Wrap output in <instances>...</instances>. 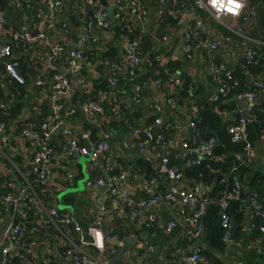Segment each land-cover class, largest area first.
<instances>
[{
  "label": "built area",
  "instance_id": "obj_1",
  "mask_svg": "<svg viewBox=\"0 0 264 264\" xmlns=\"http://www.w3.org/2000/svg\"><path fill=\"white\" fill-rule=\"evenodd\" d=\"M79 1L36 0L44 9L35 12V20L29 31L24 34L11 32L7 37L10 43L0 45V76L16 86L15 96L32 93L19 70L21 56L16 52L21 43H28L41 51L47 46L48 32L53 28L55 16L66 3L74 6ZM105 1L87 0L88 5L94 8L86 29L98 28L109 31L111 19H113L125 21L123 27L126 28L127 33H131L132 30L127 21L130 0H114L116 7L110 13L105 4H102ZM166 4H171L172 9L169 15L174 19L175 24L170 32L178 33L180 43L183 45L178 50L175 49L183 60H191L193 52L202 49L215 51L225 43L227 44V40L210 42L211 30L205 22V16H207L224 30L259 45L260 48L251 46L244 51V63L240 65L241 68H259L263 64L264 29L261 31L260 41L250 39L245 35L244 26L251 25L257 14L256 6H250V0H157L158 16L162 15ZM258 4L264 7V0H258ZM14 5L20 9L22 4L14 0ZM146 10V5L139 2L136 5L135 20L139 23L145 22ZM6 23V13L0 9V35L6 32ZM62 29L63 32L66 31L67 25L62 24ZM169 37L163 36L161 42L167 43ZM139 40L140 38L135 39L125 48V54L120 62L111 63L109 60V62L103 61L98 54L85 55L86 45L96 41L86 33L76 40H69L66 44H50L47 52L33 53L39 65L33 86L40 90V95L29 101L24 116L11 120L7 127L2 122V117L8 116L10 103L0 104V175H6V181L0 187L7 189V193L0 194V209L9 208L8 222L0 233V264H11L12 260L23 263L33 258L39 248L38 237L60 243L64 247L63 255L68 264H98L105 256H115L117 252L115 244L118 239L114 233H107L103 230L101 214L104 207L100 200H98L93 220L85 228L73 224L68 214L49 206V202L45 201L46 198L53 199L63 188L74 183L76 173L70 168V164L76 155L79 156L78 158L82 157L87 160L89 170L100 171L99 177L88 179L85 182L86 187L90 191L95 188L105 189L131 220H139L142 217L143 227L149 228L155 224V217L149 212L153 207L160 203L166 206H181V208H186L189 214L187 215V211L181 209V216L173 217L166 224L165 233L170 234L179 227L185 237L191 241L197 242L202 237L204 233L202 219L212 202L207 196L208 189L201 181L193 182L194 185L191 188L185 186L181 170L170 165L171 150L176 144L162 134L163 106L174 109L176 100L169 97L164 104L154 103L152 106L153 123L144 131L133 130V134L139 136L138 155L146 161L150 160L147 150L152 141L142 139L141 134H146L148 131L152 132L153 136L155 135L154 144L158 147L160 155L156 173L167 181L165 193L155 196L156 179L143 180L141 192L147 196V199H134L124 187L126 173L118 171L117 162L109 152V142L112 136L107 127L111 120L119 116L120 112L128 110L130 107L128 103L135 106L142 105L143 85L134 86L131 100L128 103H119L120 106L111 105L108 108L109 115L106 114L105 107L98 99L96 102L90 101L95 97L94 82L89 81L82 74L81 64L83 63L84 67L92 72L93 80H95L94 76L99 77L96 68H104L108 92L111 97L117 96L115 89L122 69L126 70L125 74L128 78L133 79L142 62L151 67L148 56L143 58L139 51ZM227 58L235 60L233 52H230ZM155 61L158 63L159 70H164L168 74L167 65L170 60L157 58ZM227 64L228 61L222 64L220 70L225 72ZM159 70L155 73L157 76L153 82L155 87H159L162 83L176 89L181 87L182 77L178 71L163 77L160 76ZM213 82L215 90L210 98L212 103L219 102L220 97L225 96L230 86L235 87L238 84L229 75L226 80L220 75L216 76ZM76 88L80 89L82 97L86 98L75 103L71 102L70 98L73 97ZM234 97L243 107L240 108L237 119L227 128V132L232 143L243 144L241 165L253 166L257 160V152L255 144H251L248 140L246 124L247 118L252 117L253 109L260 104L259 98H264V83L257 79L251 80L250 90L238 93ZM11 98L13 100V95ZM67 102L70 103L66 104ZM44 105H46L45 108ZM191 111L194 116L198 114L199 109L192 106ZM33 120H36V123ZM123 123L129 128L127 120ZM189 126L194 128L195 123L190 120ZM53 135L62 142L68 141V149L65 150L60 145L58 149L56 145L58 143L52 141ZM215 142L214 138L202 142L195 150L197 160L192 164L199 165L203 160L213 158L212 150ZM258 142H264V125L259 132ZM181 147L184 150H191L186 143H182ZM15 157H19V164H15ZM180 159L185 161L186 155L182 154ZM216 199L220 210L219 225L223 231L222 241L228 247L232 244L240 248V243L233 244V241L231 243L229 240L228 231L232 218L227 212L230 201L238 200V191L236 188L231 191L221 190ZM247 203L250 208L249 222L241 228V232L249 233L255 229L260 235L246 243L245 248L260 255L264 253V194L262 197L252 194ZM29 206L34 208L32 216L35 224L27 227ZM254 220H258V223ZM90 250H94L95 254ZM148 251L152 252L153 248L149 247ZM170 263L211 264L200 253L199 246H194V250L189 254H181L180 260L172 259ZM235 264L242 263L236 262Z\"/></svg>",
  "mask_w": 264,
  "mask_h": 264
},
{
  "label": "crops",
  "instance_id": "obj_2",
  "mask_svg": "<svg viewBox=\"0 0 264 264\" xmlns=\"http://www.w3.org/2000/svg\"><path fill=\"white\" fill-rule=\"evenodd\" d=\"M18 1L20 2V4H22L20 9H17L15 7L14 0H3L2 9L6 13L7 23L5 27L6 32L3 35H0L1 40H7V36H10L11 32L21 33L24 29H28L29 31L33 22L31 19L34 18L33 10L39 11L44 9L42 5H40V3L36 2V0ZM139 2L144 3L147 7V10L146 21L140 23V25H137L135 21V15L132 14V10L134 8L136 10V5ZM105 6L110 12H113L112 9L116 7L115 1L106 0ZM129 6L130 12L127 16V21H129L130 29L132 30L133 26L138 27L140 29L141 35L143 37H148L151 40V49L154 52L152 54L154 55V58H165L169 59L170 62L173 60H183L178 55L177 51L179 47H182L181 45H183L180 43L178 33L175 32L174 34H172V32H170L172 28L167 26L166 31L163 28L162 30H164V32L160 34L161 22L163 21L164 15H166V13L168 12H166V10H163L162 15L158 16L157 0H130ZM93 8V6L88 5L87 0H80L74 6L66 3L59 14L55 16L53 28H51L48 32L49 41L46 47H43V49H41L40 51L38 50V48H34L28 43H21L20 48L16 52V54L24 58L23 63H20L19 70L20 73L25 76L27 86L28 88H30V92H32L31 94H29L30 100H33V98L40 95V90L36 89L33 86V80L37 77V70L39 68V65L37 64L35 59L36 53L43 54L47 52V49L49 48L48 46L50 44H66L69 40H76L85 33L96 40L95 42L86 45V56H88L89 54L95 56L96 51L100 49L101 45L103 46L104 44L111 42V31H103L98 28H92L90 30L86 29V24L91 19ZM201 15L204 17V14ZM33 20H35V18ZM112 20L113 19H111V21ZM205 22L208 28L211 30L210 35L212 39L210 40V42L227 40V44L225 43L224 46L215 51L202 49L193 52L191 60H184L185 66L178 72L182 77V85L185 81V75H187V77L191 79L188 85V90L183 89L182 85L176 90V88L164 83H162L159 87H155L153 85V82L155 81L157 76L154 73H151L145 64H141L138 66V74L136 75V77L131 80V82L127 79H122L124 82H120L118 90L116 92L117 96L111 97L107 88L105 69L98 67L99 71L103 73V77L101 76V80L107 88V91L102 90L101 88L97 89L95 87V84L97 83V79H99V77L94 76L95 80H93L92 72L88 71L84 67L83 63L81 64L83 66L82 74L87 77L89 81L94 82V98L98 99V101L105 107V112L107 115H109L108 108L111 105L120 106L119 103H128L131 100L133 88L135 85H143L141 91L142 105L140 106L138 104L135 106L131 103H128V105L130 106L128 110L125 112H120L119 116L111 120L113 122L110 121L111 123L109 122L107 126L112 136L109 142V152L117 162L118 171H123L126 173L124 187L126 188L129 195L134 199H147V196L141 192V182L150 178H155L157 181V186L155 189L156 192L154 194L155 196L162 195L166 191L167 181L162 176L159 178L158 174L156 173L160 161L158 147L151 144L149 149L147 150L148 158L150 156V160L147 161L149 162V166L151 169L148 172L146 165H144L143 167L141 165V162L145 163V160L142 161L137 152V143L139 141V136H135L133 134V130L144 131L147 126L152 124V122L148 123L147 121L153 119L152 106L154 105V103L163 104L165 103V100L170 96H176V106L174 109H169L166 105L163 106L161 114L163 125L161 127L165 129V132L164 130H162L165 137L173 140L176 144L175 147L171 150L170 155H172V159L170 162L175 161L177 164L182 162V160L179 158L182 154H185L186 160L185 163L182 162V166H189L190 164H192L190 162L191 150H184L181 147V144L186 143L192 148V137L187 135L186 132V129H190L189 123L191 120V116L193 115L191 107H199L205 103L216 104L212 103L210 101V98L215 90L213 79L214 77L219 75L214 74L212 72V68L217 66V68L220 69V66L226 61H228V64L226 66L225 72H230L235 67L241 68L240 65H243L242 60L244 59V51L251 46L259 47V45L256 43H250L245 39L238 37L234 33L224 30L218 23L208 18L207 16H205ZM62 24L67 25V32H63ZM166 25L164 27H166ZM263 28L264 11L263 9H260L258 10V15L254 23L244 26L245 35L250 39L260 41L261 31ZM163 36H170L168 42L165 44L161 42V38ZM125 38L128 39L127 36H124L119 40V42L121 41L120 46L122 49H125L129 45L128 40ZM175 48H177V50ZM34 52L35 54H33ZM230 52H233L235 60H229V58H227ZM149 53L150 52L146 53L145 55H149ZM109 61L110 63L115 62L112 60ZM259 69V75H257V77L255 78H252L251 80L259 79L264 82V63L259 67ZM208 70H212L211 73H208ZM99 71L97 72V74H99ZM47 73H50V71H47ZM1 77L2 76H0V78ZM2 79L3 82L7 83V87H9V84L12 85V87H15V85L9 80H6L5 77H2ZM3 82L1 80V83ZM179 89L180 91L182 90L187 94L177 99ZM100 92H108L109 99H105L103 95V99L101 100L98 97ZM6 95L11 96L10 93H7ZM82 98L83 97L80 89L76 88L73 97L70 98V101L76 103ZM232 101V104H234L235 106L232 110L226 109V107L230 104L225 102H217L218 104L213 107L214 112L222 119L223 124L233 123L238 117L240 108L243 107L242 104L237 102L235 97L232 98ZM10 102H12V98ZM69 103L70 102H67L66 104ZM132 119L135 121V123H133ZM124 120L128 121L129 128H127V126H125V124L123 123ZM195 133L196 137L201 142H204L201 137L202 134L199 132V130H197ZM58 144L60 145V143ZM255 147L257 152L256 161L264 162V142L255 143ZM241 154L235 153L237 161L239 157H242ZM239 164L241 165V163ZM70 168L73 169L76 173L74 183L71 186H67L65 189L63 188L61 192H58L53 199H50L49 206H53L59 209L56 205V201L57 198L60 197L59 199L61 207L63 208L59 210L63 211V213L65 214H68L70 218L74 216L75 223L81 228H85L93 220L96 214V206L98 204V200H100L102 206L104 207V210L101 214L103 230L107 233L112 232L117 236L118 240L115 245H125L126 240L129 238H134V240H136L134 242L135 247L132 250H126L120 263L115 261V256H105V258L98 264H130L129 257L132 254L135 255V264H160V262L163 260H166L170 263L173 256L176 255L179 251L182 254V250L177 247V245H182V243L184 242L183 237L185 236L182 229L178 228V230H173L174 232L170 235L164 233L163 229L169 222V220H171L173 217L181 216V209L187 211L186 208H181V206H166L165 204L160 203L157 206L153 207L151 211H149L155 217V228L158 233H160L161 235L171 236V239L165 241L162 247L153 245V239H148L146 231L143 228L144 222L142 217L139 220H131L130 218H128L124 209L116 204V201L108 195L105 189L95 188L94 190L90 191L86 187L84 180L96 179L100 176L99 170H89L87 167V160L82 157L73 159L72 163L70 164ZM180 168L182 167L180 166L179 169ZM187 182L188 181L184 180L185 186H188ZM186 214L188 215L189 212L187 211ZM6 217V209H0V224L4 222ZM38 238L39 248L37 249L35 256L20 264H68L67 259L63 255L64 247L61 246L60 243H54L50 239H44L40 237ZM203 243L204 239L203 237H201L197 242L194 243L193 246L191 245L188 247V252H185V254H189L191 251H193L194 246H204ZM149 247L153 248L152 252L148 251ZM229 247H227L226 253L220 254V256H218L223 264H235L237 262L236 260L242 255L239 247L232 246L234 248V251H229ZM174 248H178V251H176L175 254H172L171 250H173ZM141 250L143 251V253L139 254V251ZM167 250L170 254L166 252ZM90 251L95 254L94 250ZM146 254H149L150 256Z\"/></svg>",
  "mask_w": 264,
  "mask_h": 264
},
{
  "label": "trees",
  "instance_id": "obj_3",
  "mask_svg": "<svg viewBox=\"0 0 264 264\" xmlns=\"http://www.w3.org/2000/svg\"><path fill=\"white\" fill-rule=\"evenodd\" d=\"M252 4L256 6V9H257L256 17H257L258 10L263 9L264 11V7L258 4V0H250V6H253ZM171 9H172L171 4H166L165 10L168 13L164 15L163 21L161 22L160 34L164 32V30H162L163 28L166 31L167 26L172 28L175 24L174 19L169 15V11ZM36 11L37 10H33L34 12L33 14H35ZM198 12H201V11H198ZM256 17L254 21L256 20ZM112 21H111V28L109 29V32L110 31L112 32L111 42L104 44L103 46L101 45L100 49H98L95 54L96 55L98 54L99 58H101L103 61L112 60L115 62H120L122 60V57L125 54V50L123 51L119 44L120 38L124 37L122 33V28L124 26L125 21H121V20H112ZM165 25L166 27H164ZM127 37L128 39L127 38L125 39L128 40L129 44L132 43L135 39L140 38L139 40L140 43L138 46L139 51L143 58L145 56H148V59L151 61L150 62L151 67H148L147 63L145 62H142L141 64H145L146 67L150 70V72L155 74L156 71L159 70V66H158V63L155 61L154 55H152L154 52L151 49V46H152L151 40L148 37H143L140 33V29L136 26H133L132 32L128 33ZM148 52H150L149 55H145ZM23 60L24 58L21 57L20 58L21 64L23 63ZM184 66H185L184 60H181V61L173 60L168 63L167 72L168 74H174V72L182 70L181 68H183ZM259 70H260L259 68H236L235 67L232 71H230L229 76L234 81H237L238 84L235 87L230 86L225 96L220 97V100L218 103H221V102L228 103L230 105H228L226 109L232 110L233 107H235L234 104H232L233 103L232 98L238 93H243V92H247L250 90L251 79L259 75ZM159 71H160V76L164 77L168 75L166 74L164 70H159ZM125 73H126V70L122 69L121 74H120V79L117 84V88L115 89L116 92L118 90V86L120 82L123 81L122 79H127L131 82V80H133L136 77L135 76L133 79H130L126 76ZM137 74H138V70L136 71V75ZM101 76L103 77V73L99 71V79H97L98 81L96 80L97 83L95 84V87L97 89L101 88L102 90L107 91V88L105 87V85L103 84V81L101 80ZM221 77L226 80V77H223V76ZM1 80L3 82L2 77L0 78V100H3L7 96L6 95L7 93H10V95H13V100L9 104L11 108L8 113V116L2 117V122H4L8 127L11 123V120L24 116L26 109L28 108V103L30 101V95L23 93V96H19V97L15 96L14 92H15L16 86L12 87V85L9 84V87H7V83L6 82L1 83ZM186 94H187L186 92L182 90L180 91L179 89L177 99H179L183 95L185 96ZM170 97L175 99L176 96L174 97L170 96ZM85 98H82V99H85ZM259 99H260V104L253 109V112L251 114L252 117L247 118V124H246V128L248 131V140L253 145L258 142L259 132L262 126L264 125V98L260 97ZM218 103L202 104L201 106L198 107L199 109L198 114L191 116L192 117L191 120L195 124L197 121H201L206 127H208V129L199 130V132L202 134L201 137L204 142L210 138H214L216 140L217 145H215L212 150L213 158L205 159L199 165L190 164L189 166L184 167L182 166L183 165L182 162L185 163V161H182L178 164L175 161H173V162H170V165H173V166L177 165L176 168H179L180 166L182 167L180 168L182 169L181 172L183 173L185 181H188L187 182L188 186H186L187 188H191L194 185L193 182L201 181L204 187L208 189L207 191L208 199L212 200V202L210 203L206 211L205 216L202 219V225L204 229V243H203L204 246L203 245L199 246L200 253L204 257H206L211 264H223L221 259L218 256H220V254H224L227 252L228 245L223 243L222 241L223 231L221 230L220 225H219L220 210H219L217 202H214V199L217 198L221 190L226 189L227 191H231L236 188L235 186L236 184H239L241 186L242 193H243V201L232 200L230 201L229 207L227 209L229 216L237 224L235 236L233 239V244H237V243L241 244L240 251L242 255L236 261L241 262L242 264H264V253L257 255L254 251L247 250L245 248L246 243L253 241L256 237L260 235L258 231L253 229L249 233L241 232V228L249 222L248 216L250 214V208L247 203L248 198L252 194H256L258 197H262L264 194V176H262L260 173L253 171V176L250 177L247 181L244 180L245 178H247V174L249 173L252 166L251 165L243 166L238 163L235 153L241 154L243 144L232 143L230 141L227 128L233 123L223 124L222 119L214 112V108H213ZM45 106L46 105H44V108ZM153 120L154 118L152 120H148L147 122L153 123ZM33 121L34 123H36V120H33ZM133 123H135L134 120H133ZM162 130H164L165 132L164 128ZM164 132L162 133L163 135H164ZM141 138L150 140L149 136L145 133L141 134ZM154 140H155V135L153 136L152 143H151L153 146L155 145ZM56 145H57V148L60 149L59 144H56ZM14 159L16 161L15 164L20 163L19 157H15ZM171 159H172V155H170V161ZM141 163L143 167L145 163L144 162H141ZM5 181H6V175L5 174L0 175V186H2ZM5 193H7V189L0 187V194H5ZM45 201L50 202V198H46ZM28 208H29L28 209L29 210V222H27V227H30L33 224H35L34 218L32 216L34 208L32 206H29ZM60 212H63V211H60ZM254 222L258 223V220H254ZM178 228L179 227L175 228L174 231L178 230ZM144 229L146 231V235L148 239H151V240L153 239V245H157L159 247H162L165 241H168L169 239H171L170 238L171 236L169 235L174 232L172 231L168 236L161 235L156 230L155 224L151 225V227L149 228H144ZM183 238H184V242L182 243V245H177V247L181 249L182 252L183 251L188 252V247L191 245H194L196 241H191L187 237H183ZM178 248H174L173 250H171V253L175 254V252L178 251ZM166 252L169 253L168 250ZM142 253H143L142 250L139 251V254H142ZM179 253L180 254L178 255L177 254L174 255L172 259L180 260L181 252L179 251ZM11 264H20V262L18 260H12Z\"/></svg>",
  "mask_w": 264,
  "mask_h": 264
},
{
  "label": "water",
  "instance_id": "obj_4",
  "mask_svg": "<svg viewBox=\"0 0 264 264\" xmlns=\"http://www.w3.org/2000/svg\"><path fill=\"white\" fill-rule=\"evenodd\" d=\"M102 4H105V2H102ZM3 7V0H0V9H2ZM108 13H110V11L108 10ZM132 14L133 15H136V10L135 8L132 10ZM33 21V19H31ZM136 21V20H135ZM136 24L137 25H140V23L138 21H136ZM28 32V29H26L25 31H22V33H27ZM122 33L124 36H127L128 33H127V30L126 28H123L122 29ZM5 43H10L9 40H1L0 39V44H5ZM242 62L244 63V59L242 60ZM216 65V64H215ZM212 70H208L207 72L211 73V71L214 73V74H217V75H220V76H223V77H227L230 73L229 72H223L221 71L220 69L217 68V66L213 67ZM184 84L182 85V88L185 89V90H188V85H189V82L191 81V79H189L187 77V75L184 76ZM11 101V96H6L4 98V100H1L0 101V104H7ZM90 101L92 102H96L97 99L96 98H91ZM164 104V103H163ZM200 129H208L201 121H197L194 128H190V129H186V132H187V135H189L190 137H192V143H191V160L190 162L193 163L194 161L197 160V154L195 152V150L202 144V142L196 137V131L197 130H200ZM146 134L149 136L150 138V141H152V138H153V133L152 132H148L146 131ZM52 141L55 142V143H60V146H63L65 148V150L68 149V141H60L58 138H56L54 135L52 136ZM152 143V142H151ZM150 143V145H151ZM217 144V142H215V145ZM78 155L75 156L76 159H78ZM242 161H243V158L242 157H239L238 158V162L242 164ZM145 165L148 169V172L151 170L150 169V166H149V162L145 160ZM253 171L254 172H257V173H260L262 176H264V162L263 161H256V163L254 164L253 166ZM49 176H50V173H49ZM158 177L160 178L161 176L158 175ZM87 179L84 180V182H86ZM236 189L238 191V200L239 201H243V193H242V189H241V186L239 184H236ZM65 194V193H64ZM63 194V195H64ZM60 197L57 198V201H56V205L59 209H62L63 207H61V203H60ZM217 199H214V202H216ZM7 211V217L6 219L4 220V222L0 225V233L1 231L3 230V228L5 227V225L7 224L8 222V218H9V208L6 210ZM73 221V224L77 225L75 223V218L74 216H72L71 218ZM236 228H237V224L231 220L230 222V229L228 231V235H229V240L230 242L232 243L233 239H234V236H235V232H236ZM203 239H204V233L202 235ZM136 240H134V238H129L126 240L125 242V245H117L118 246V251L116 252L115 254V261L116 262H121L125 252L127 249H130L132 250L134 247H135V242ZM229 251H234L233 247H232V244L230 245V247L228 248ZM148 256H150L149 254H146ZM182 255H185V252H182ZM130 259V260H129ZM129 262L130 264H135V255L132 254L130 257H129ZM147 264H152V263H147ZM160 264H171L169 262H167L166 260H163L160 262Z\"/></svg>",
  "mask_w": 264,
  "mask_h": 264
},
{
  "label": "rangeland",
  "instance_id": "obj_5",
  "mask_svg": "<svg viewBox=\"0 0 264 264\" xmlns=\"http://www.w3.org/2000/svg\"><path fill=\"white\" fill-rule=\"evenodd\" d=\"M121 43V41L119 42V44ZM123 51L125 50V49H122ZM122 54H123V52H122ZM96 71L98 72L99 71V69L98 68H96ZM23 78H24V80L26 81V79H25V77L23 76ZM27 82V81H26ZM103 95H104V97H105V99H109V94H108V92H100L99 93V95H98V97L102 100L103 99ZM253 176V170H252V167H251V169H250V171H249V173L247 174V178H245L244 180H248L250 177H252Z\"/></svg>",
  "mask_w": 264,
  "mask_h": 264
},
{
  "label": "snow or ice",
  "instance_id": "obj_6",
  "mask_svg": "<svg viewBox=\"0 0 264 264\" xmlns=\"http://www.w3.org/2000/svg\"><path fill=\"white\" fill-rule=\"evenodd\" d=\"M237 7H239V5H237ZM229 11H231V9H229Z\"/></svg>",
  "mask_w": 264,
  "mask_h": 264
},
{
  "label": "clouds",
  "instance_id": "obj_7",
  "mask_svg": "<svg viewBox=\"0 0 264 264\" xmlns=\"http://www.w3.org/2000/svg\"><path fill=\"white\" fill-rule=\"evenodd\" d=\"M230 73V72H229ZM177 90V89H176ZM192 118V117H191ZM1 225V224H0Z\"/></svg>",
  "mask_w": 264,
  "mask_h": 264
}]
</instances>
